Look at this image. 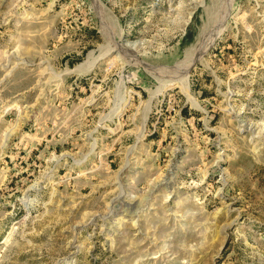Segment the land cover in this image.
<instances>
[{
	"label": "rangeland",
	"instance_id": "rangeland-1",
	"mask_svg": "<svg viewBox=\"0 0 264 264\" xmlns=\"http://www.w3.org/2000/svg\"><path fill=\"white\" fill-rule=\"evenodd\" d=\"M0 264H264V0H0Z\"/></svg>",
	"mask_w": 264,
	"mask_h": 264
},
{
	"label": "bare ground",
	"instance_id": "bare-ground-1",
	"mask_svg": "<svg viewBox=\"0 0 264 264\" xmlns=\"http://www.w3.org/2000/svg\"><path fill=\"white\" fill-rule=\"evenodd\" d=\"M204 49V48H203ZM202 51V50H201ZM191 60V59H190ZM189 63H191V62H189ZM188 66H189V64H187V66H186V68L184 69V72H186L187 71V68H188ZM185 74V73H184ZM180 76V75H179ZM176 77V76H175ZM186 77V76H185ZM177 78V77H176ZM175 78V79H176ZM179 81H181V79L179 80ZM186 81V80H185ZM186 83V82H185Z\"/></svg>",
	"mask_w": 264,
	"mask_h": 264
}]
</instances>
